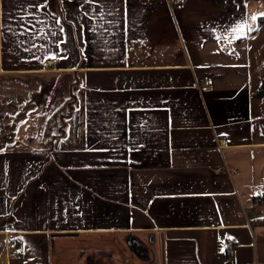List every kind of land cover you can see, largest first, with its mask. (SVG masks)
Listing matches in <instances>:
<instances>
[{
	"label": "crops",
	"instance_id": "obj_1",
	"mask_svg": "<svg viewBox=\"0 0 264 264\" xmlns=\"http://www.w3.org/2000/svg\"><path fill=\"white\" fill-rule=\"evenodd\" d=\"M262 14L0 0V264H264Z\"/></svg>",
	"mask_w": 264,
	"mask_h": 264
},
{
	"label": "built area",
	"instance_id": "obj_2",
	"mask_svg": "<svg viewBox=\"0 0 264 264\" xmlns=\"http://www.w3.org/2000/svg\"><path fill=\"white\" fill-rule=\"evenodd\" d=\"M185 1L186 0H169V2L174 6V7H179V8H183L185 6ZM57 58H51L47 61V63L49 65H52V63L56 62ZM214 82L212 78L206 79L204 81H198L197 82V86L199 87L200 90L203 91H207L209 90L212 86H213ZM226 142V138L225 139H220L219 141V145L222 146L224 145ZM232 171H235L236 169H231ZM254 203L256 205L259 206H264V196H257L254 200ZM236 246V240L234 239V237H228L225 241V248H226V252L229 255H233L235 253V248ZM15 255H18L17 252L15 250H13ZM254 264H260L259 262H254Z\"/></svg>",
	"mask_w": 264,
	"mask_h": 264
},
{
	"label": "trees",
	"instance_id": "obj_3",
	"mask_svg": "<svg viewBox=\"0 0 264 264\" xmlns=\"http://www.w3.org/2000/svg\"><path fill=\"white\" fill-rule=\"evenodd\" d=\"M259 22L260 24H264V17H259ZM57 115L53 116V119L51 118L48 123H47V128H46V133L47 134H51L52 131H53V128L56 124V119L54 117H56ZM64 130V126L61 128V131L62 132ZM54 137V135L51 136V138Z\"/></svg>",
	"mask_w": 264,
	"mask_h": 264
},
{
	"label": "snow or ice",
	"instance_id": "obj_4",
	"mask_svg": "<svg viewBox=\"0 0 264 264\" xmlns=\"http://www.w3.org/2000/svg\"><path fill=\"white\" fill-rule=\"evenodd\" d=\"M262 15H264V14H262ZM255 18L256 17L254 16L253 19H255ZM237 30H239V29H234V31H237ZM248 31H251V29L249 28ZM236 38H240V37H236Z\"/></svg>",
	"mask_w": 264,
	"mask_h": 264
},
{
	"label": "rangeland",
	"instance_id": "obj_5",
	"mask_svg": "<svg viewBox=\"0 0 264 264\" xmlns=\"http://www.w3.org/2000/svg\"><path fill=\"white\" fill-rule=\"evenodd\" d=\"M137 251V250H136ZM137 254H138V251H137Z\"/></svg>",
	"mask_w": 264,
	"mask_h": 264
}]
</instances>
